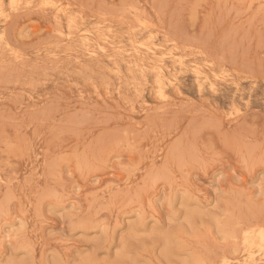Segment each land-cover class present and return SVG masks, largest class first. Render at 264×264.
<instances>
[{
  "label": "rangeland",
  "instance_id": "1",
  "mask_svg": "<svg viewBox=\"0 0 264 264\" xmlns=\"http://www.w3.org/2000/svg\"><path fill=\"white\" fill-rule=\"evenodd\" d=\"M260 231L264 0H0V264H264Z\"/></svg>",
  "mask_w": 264,
  "mask_h": 264
},
{
  "label": "bare ground",
  "instance_id": "2",
  "mask_svg": "<svg viewBox=\"0 0 264 264\" xmlns=\"http://www.w3.org/2000/svg\"><path fill=\"white\" fill-rule=\"evenodd\" d=\"M258 237H259V240H260V243L258 244L259 245V250L260 251H264V231H260L258 233Z\"/></svg>",
  "mask_w": 264,
  "mask_h": 264
}]
</instances>
